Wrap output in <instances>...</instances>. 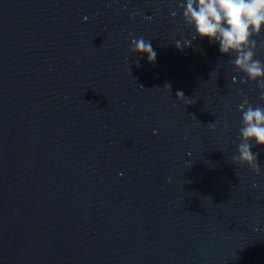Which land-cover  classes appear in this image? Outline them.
Returning a JSON list of instances; mask_svg holds the SVG:
<instances>
[{
	"label": "water",
	"instance_id": "water-1",
	"mask_svg": "<svg viewBox=\"0 0 264 264\" xmlns=\"http://www.w3.org/2000/svg\"><path fill=\"white\" fill-rule=\"evenodd\" d=\"M0 264H264V0H0Z\"/></svg>",
	"mask_w": 264,
	"mask_h": 264
}]
</instances>
